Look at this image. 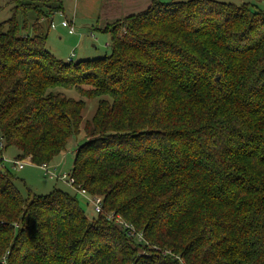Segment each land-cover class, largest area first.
I'll list each match as a JSON object with an SVG mask.
<instances>
[{
	"label": "trees",
	"instance_id": "16d2710c",
	"mask_svg": "<svg viewBox=\"0 0 264 264\" xmlns=\"http://www.w3.org/2000/svg\"><path fill=\"white\" fill-rule=\"evenodd\" d=\"M11 11L0 154L54 163L86 107L58 89L98 98L63 182L102 203L89 219L61 190L23 196L0 167V264H264V9L153 2L104 27L110 56L77 63L46 48L61 1Z\"/></svg>",
	"mask_w": 264,
	"mask_h": 264
},
{
	"label": "rangeland",
	"instance_id": "374dc122",
	"mask_svg": "<svg viewBox=\"0 0 264 264\" xmlns=\"http://www.w3.org/2000/svg\"><path fill=\"white\" fill-rule=\"evenodd\" d=\"M15 0H0V22L6 21L12 16V5ZM62 2L64 12L53 16V23L56 25L55 29L50 28L48 38L46 40V48L49 53L56 59L69 63V58L73 55V63L84 60L101 59L111 55L110 34L104 32L103 29L106 25L98 24V18L106 14L105 9H111L114 4H110L111 7H107L108 0L105 5L104 0H59ZM122 0H119L120 2ZM146 0H126L125 4L129 8H137L144 5ZM148 1V0H147ZM151 3L156 2L159 4H168L172 0H149ZM186 1V0H177ZM226 2H232L236 4L249 3L251 5H257L258 8L264 9V4L259 3L256 0H224ZM53 4V3H52ZM55 5V4H53ZM144 11V10H143ZM130 14H125L119 20L121 21ZM132 15V14H131ZM67 18L75 26V33L69 34L68 30L62 28L60 23ZM105 19V18H104ZM102 20V19H101ZM115 21V22H116ZM114 23V22H113ZM112 24V23H111ZM108 25V24H107ZM110 25V24H109ZM123 30V29H122ZM67 97L74 99H83L86 101V107L82 112L83 122L81 125V131L77 136L70 139L66 152L54 160V164L59 166L56 174H70L72 170V164L74 160V153L79 144L85 141L84 126L85 122L91 120L93 117L98 98L85 99L75 89H63L59 88ZM7 151V150H6ZM16 150L10 148L7 152H4L5 159L12 160V157ZM25 159H31L26 156ZM58 161V162H57ZM54 164L52 166L56 167ZM8 171L13 175V182L19 189L23 196L29 193L38 196H46L53 192L55 189L61 190L71 196H76L80 206L84 210L86 216L92 219L96 216L92 204L86 201L83 196L75 194V190L66 182L57 179H50L45 176L44 172L34 164H28L24 169H13L11 163H6ZM0 171H2L0 169Z\"/></svg>",
	"mask_w": 264,
	"mask_h": 264
},
{
	"label": "built area",
	"instance_id": "2783aa9c",
	"mask_svg": "<svg viewBox=\"0 0 264 264\" xmlns=\"http://www.w3.org/2000/svg\"><path fill=\"white\" fill-rule=\"evenodd\" d=\"M60 26L62 28L67 29L69 34L75 33L76 28H75L74 24L72 22H70L67 18H65L60 23ZM50 28H52V29L56 28V25L53 23V21H51ZM72 58H73V55L69 58V61H72ZM3 157H4V155L0 154V167L1 168H5L7 162L11 163L13 169H20V170L24 169V167L26 165L32 164L31 159L22 160V159L15 158L12 160H8V159H5ZM39 167L43 170L45 176L50 177V179L62 180V181L68 182L71 186L74 185V179L69 174H66V173L56 174V172H55V171H57L56 167L51 166L49 164H42ZM81 194L84 198H86L87 201L92 202L96 212L101 211L102 197H100V196L87 197L86 193L83 190H81Z\"/></svg>",
	"mask_w": 264,
	"mask_h": 264
},
{
	"label": "crops",
	"instance_id": "0c3cea01",
	"mask_svg": "<svg viewBox=\"0 0 264 264\" xmlns=\"http://www.w3.org/2000/svg\"><path fill=\"white\" fill-rule=\"evenodd\" d=\"M118 1L119 0H108V3H107V0H104L105 5H106V3L108 4L106 6V8L107 7H111L110 4H114L115 3V5L111 9H105L106 10V14L103 16L105 19L102 18L101 15H100V17L98 18V24H103V25L111 24V23L115 22L116 20H119L121 17L125 16V14H130L131 15V14L139 13V12L145 10L151 4V2L149 0L148 1L146 0L144 2V5L140 6L139 9H137V8L131 9L128 6H126V4H125L126 0H122L120 2H118ZM3 155H4V153H3ZM15 156H16V152H14L12 157H15ZM52 164H54V163H52ZM52 164H50V165L52 166ZM54 165L56 166V164H54ZM58 167L59 166H56V168H58Z\"/></svg>",
	"mask_w": 264,
	"mask_h": 264
}]
</instances>
